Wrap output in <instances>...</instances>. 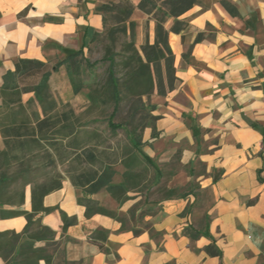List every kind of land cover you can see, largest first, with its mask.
Returning a JSON list of instances; mask_svg holds the SVG:
<instances>
[{"label": "crops", "instance_id": "obj_1", "mask_svg": "<svg viewBox=\"0 0 264 264\" xmlns=\"http://www.w3.org/2000/svg\"><path fill=\"white\" fill-rule=\"evenodd\" d=\"M126 1L136 46L153 44L156 20L139 8L141 0H0V152L16 143L20 159L40 155V122L81 93L74 91L72 61L104 30L98 7ZM178 19L188 24L182 32L171 30ZM165 27L176 82L154 94L158 118L139 146L177 194L145 204L152 210L147 226H123L111 215H86L80 199L126 213L143 198L136 188L127 186L130 198L121 201L106 187L88 193V183L66 177L37 196L35 210L33 188L51 186L30 178V168L3 164L0 174L18 178L0 185V264H264V0H199L168 16ZM20 59L47 65L45 87L38 88L43 71L16 73ZM13 113L28 122L21 137L2 131L19 123H12Z\"/></svg>", "mask_w": 264, "mask_h": 264}, {"label": "rangeland", "instance_id": "obj_2", "mask_svg": "<svg viewBox=\"0 0 264 264\" xmlns=\"http://www.w3.org/2000/svg\"><path fill=\"white\" fill-rule=\"evenodd\" d=\"M111 25L121 27L109 19L107 27L94 36L86 53L79 57L73 81L81 86V93L70 97L71 107H61L57 116H52V112L46 117L42 131L46 138L40 155L21 161L20 166L32 169L35 176L30 178L49 187L66 177L85 183L110 167L114 171L112 180L122 178L128 187L136 188L143 195L126 213L117 214L118 217L125 226L144 227L147 226L144 217L152 211L145 208V204L168 194L165 183L156 176L157 166L144 158L139 146L144 130L154 123L153 96L158 89L140 96L131 86L130 57L135 49L144 57L142 46L137 47L135 42L133 46L130 44L129 30L125 33L117 29L112 39L108 33ZM108 53L114 54L115 75L122 83L123 101L114 117L111 115L114 100L109 86V62L102 61ZM56 82L59 85V81ZM109 122L121 127L114 130ZM3 163L0 157V171ZM115 195L121 201L130 198L126 191H116Z\"/></svg>", "mask_w": 264, "mask_h": 264}, {"label": "trees", "instance_id": "obj_3", "mask_svg": "<svg viewBox=\"0 0 264 264\" xmlns=\"http://www.w3.org/2000/svg\"><path fill=\"white\" fill-rule=\"evenodd\" d=\"M199 0H141L139 3V8L143 11L152 14L153 17L156 20V39L153 44H150L148 41L142 45V50L144 53V57H142L138 50L135 49L133 55L130 57V63L132 65L130 71H129V83L130 85L136 89V92L138 95H145V94H151L154 92V90L158 89L159 95H164L168 90H172L175 86L176 82V76H175V67H174V54L170 47L169 40H168V34L169 30L165 27V22L167 20L168 16H174L178 17L187 10H189L191 7H193L195 4H197ZM224 5L231 11L235 12L234 7L228 3L227 1H224ZM98 10L103 14L104 16V25L107 27L109 19L111 21L116 22L118 26L121 27H114L113 25L110 26L108 29L109 35L114 38L116 30L120 29L123 32H128L130 30V36L131 41L130 44L135 42V23L130 20L131 14L133 12V6L130 4L129 1L126 2H120V3H104L101 4L98 7ZM188 27V24L182 20H176L174 25L171 27L172 31L175 32H182ZM200 39V36L197 38ZM76 55V54H75ZM72 56V59L75 57ZM102 61H108V73H109V86L111 87V92L114 100V110L112 112V117L115 116L117 113L122 101V90L121 86L122 83L118 77L115 75V60H114V54L108 53ZM74 72L77 71L78 64L77 60L72 61ZM163 67L165 71V77L163 76ZM42 73V78L40 83L38 84V88L42 89L47 85V79L50 74V70H47V65L41 61L38 60H31V59H20L16 63V73L18 75H24V76H33L36 75L38 72ZM74 82V81H73ZM125 84L126 88L129 86ZM166 83V84H165ZM81 86L74 82V91L78 92L80 90ZM91 96V95H90ZM17 114L20 113H13L11 117H9L12 120V123L17 122L19 120V123L16 127H10V128H2V131L4 135L6 134L9 136H15V137H21L24 134L21 133V128L28 125V122L25 118H19ZM154 121L158 118L157 116H152ZM46 124V121L43 120L39 124V132L41 133V139L46 138L43 134V128ZM109 125L115 130L119 127H121L120 124H114L109 122ZM28 135H30L32 138L28 140L27 146L29 148L32 147L33 137L36 135L35 129H32ZM36 146V145H35ZM41 146H43L41 144ZM21 147H19L18 144L14 143L12 145L11 151L8 149L4 152H0V157L4 155L3 158L4 165L10 167L11 165H14V163L22 164L21 161H24L19 158V155L16 154V150H20ZM13 152V155L10 153ZM4 153V154H3ZM146 160L147 157L144 156ZM114 175V171L111 170L110 167L105 168V170L99 175V176H93L91 179H89L87 182L88 184H91L89 189L87 190L88 193H94L98 190H100L103 187H106L107 190L115 194L116 191H125L127 187V183L123 181L121 184H114L112 182V177ZM23 177V176H22ZM11 178H18L17 176H7L5 174H0V185L4 182L10 180ZM27 178V177H23ZM127 182V181H126ZM83 185V183H82ZM60 186V183L56 184L55 186H51L50 188H44L41 187V190H36V188H33L32 192V198L34 202V209H35V200L37 196H43L46 192H48L50 189ZM167 197L173 196L177 194V189H167ZM0 200H1V193H0ZM80 201H83L86 203L87 210L86 215H91L95 212L111 215L112 217H117L122 221L123 226H125V222L118 217L117 213L111 210H108L96 203V201L90 199V198H81ZM43 210H50V208H43ZM37 210V206L36 209ZM31 215L27 214L29 223L31 222ZM62 217L65 221V225L67 226L70 222V220L67 218V215L62 212ZM28 223V225H29ZM207 250L214 254H220L219 250H213V246L209 245L207 247Z\"/></svg>", "mask_w": 264, "mask_h": 264}]
</instances>
